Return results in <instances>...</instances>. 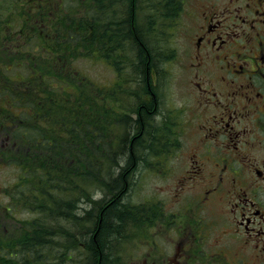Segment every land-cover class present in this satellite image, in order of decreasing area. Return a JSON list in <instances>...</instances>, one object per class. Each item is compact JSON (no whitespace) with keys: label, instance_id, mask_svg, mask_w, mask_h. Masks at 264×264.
Segmentation results:
<instances>
[{"label":"flooded vegetation","instance_id":"flooded-vegetation-1","mask_svg":"<svg viewBox=\"0 0 264 264\" xmlns=\"http://www.w3.org/2000/svg\"><path fill=\"white\" fill-rule=\"evenodd\" d=\"M160 3L162 15L177 14L168 30L173 52L165 57L186 73L184 100L176 110L168 102L169 115L155 119L161 143L151 157L156 170L163 167L166 197L128 202L133 234L123 243L136 242L133 264H264V0ZM148 48L152 80L140 86L146 93L137 94L130 114L140 117L135 136L150 112L158 117L160 104L158 54ZM165 70L171 74V66Z\"/></svg>","mask_w":264,"mask_h":264},{"label":"trees","instance_id":"trees-1","mask_svg":"<svg viewBox=\"0 0 264 264\" xmlns=\"http://www.w3.org/2000/svg\"><path fill=\"white\" fill-rule=\"evenodd\" d=\"M17 1L25 2V8L29 10L31 4L36 5L39 0ZM75 1L78 5L71 8L72 14H79L80 20L71 18L69 10H66L69 14L62 12L64 0H61L56 20L50 18L49 12H42L41 15L46 13L42 18L39 15L33 16L38 53H31V59L37 71L31 76L10 80V109L7 111L5 104L0 109V129L8 131L10 137V164L16 165L19 170L15 191L2 188L9 196V201L5 202L2 198L4 194H0V264H58V259L53 256L54 248L63 252L64 259L75 261L71 251L82 245L75 241L74 234L73 239L67 235L57 236L58 219L55 214H60V211H67L68 214H71L69 211H76L81 202L76 201V194L84 204L77 213L83 216L87 226V234L82 240L86 239L88 255L82 264H108L106 262L111 257L113 245L123 235L124 228H130L126 226L127 212L132 206L128 205L129 197L124 190L129 182L127 178L130 176V169L128 172L125 169L128 161L132 163L133 156H138L139 150L145 149V142L142 138H136L130 144H127L128 141L124 142L128 154L126 160L124 162V158H120L122 155L117 157L111 173L112 182L118 180L117 184L115 182L109 185L102 181L99 186L104 187L105 196L93 197L91 184H97L96 181L99 182L104 178V173L107 174V166L102 158L106 149L102 143L106 130L111 128L105 124L106 115L100 106L101 97L104 96L103 85L93 83L90 78L81 75L72 62L80 54L92 56L91 52L97 58L102 57V48L109 44L111 55L115 53L120 57L121 50L117 51L121 47L120 40L117 43L113 41L118 30L113 26L114 23L109 22L111 19L107 20L104 16L93 13L106 6L100 0ZM30 21V15L23 19L27 24ZM105 21L108 24L105 25ZM41 25L44 32H40ZM131 28L123 31V43L128 32H132ZM133 44L135 47L140 46L144 55L139 64L143 86L147 80H152V60L147 56L150 44L142 36ZM158 58L154 56L153 60L158 61ZM0 85V93H3L6 82L3 81ZM68 87L74 93H70L66 89ZM62 89L66 93L60 96ZM148 94V98L152 100L153 94ZM110 95L116 96L113 93ZM144 103L148 104L147 101ZM136 115L137 120L132 119V125L140 120L138 111ZM155 117L154 112H150L146 118L148 124L142 133L144 137L154 138L157 128ZM108 145L112 143L108 142ZM97 167L101 168V174L96 171ZM73 182L77 183L75 187ZM63 183L71 186L69 192H56ZM53 194L57 200L64 201L67 198L68 206L54 202ZM22 210L35 214L33 217L17 216Z\"/></svg>","mask_w":264,"mask_h":264},{"label":"rangeland","instance_id":"rangeland-1","mask_svg":"<svg viewBox=\"0 0 264 264\" xmlns=\"http://www.w3.org/2000/svg\"><path fill=\"white\" fill-rule=\"evenodd\" d=\"M160 1L161 0H130V2H127L125 0H100L101 4H105L106 6H104L100 10H95L93 12L104 16V18L107 20L111 19L112 21L109 22L114 23L113 26L118 30V35L114 37L113 41L117 43L118 40H120L119 44L121 47L117 48V51L121 50L122 56V60L119 64L120 71L114 68V66L112 67L109 65L110 61L112 60L108 61L104 58H96V55L93 52L90 53L92 57L87 56L88 54H80L76 56L73 60L74 67L78 69L81 75L84 74L86 77L90 78L95 83L104 85L105 83L108 84L111 81H117L118 74L121 75V82L123 81V89L121 90L123 92L121 96L119 92L115 93L117 99L122 102V109L120 111L116 110V103L114 101H109L114 108L110 106H104L102 98L100 102V106L103 110L104 115L107 114L105 124L111 128V130H106V133L104 134L105 138H103L104 141L102 144H104L105 142L106 144H108V142H110L112 143V145H108L109 149L108 146L106 147L105 155L102 156L104 164L105 166H107V174L104 173V178H102V180H99V182L96 181L97 184H91V192L93 197L95 198L105 196L104 187L101 188V186H99L102 181H104L105 184L108 183L109 185L115 184V182L117 184L118 180H114L113 182L111 180V173L115 168L114 166L116 165L117 157L122 155L120 158H124L125 162L128 154L127 150L125 151L126 144L124 142L128 141L127 144H130L136 138L143 139V141L145 142L143 145L145 146V149L139 150L140 153L138 156H133V159L136 158L137 160L138 158V160L140 159V162H137L138 164H133L130 163L131 161H128L129 166H127V168L125 169L126 172H128L127 170L130 169V176L127 178L129 182L124 187V190H126L127 192L126 195L129 197L128 202H133L136 204L137 201L139 202L143 200L144 197H152L154 193L157 194L160 199H164L166 197V192L164 191L165 187H162L165 185L166 180L163 175L158 173L160 171V168L163 167L159 165L156 170L153 166L155 165L157 167V161L155 159L153 160V158L151 157V154L153 153L151 152V149L156 150L159 143H161L159 134L155 129V135L158 136V139L156 141L155 136L152 139L144 137V134L135 136L136 134H138V132L135 133V135L132 133V128L134 127V125H132V121L130 120V114L132 113V110L134 111V109H136L137 106V94L141 91L142 95L146 93L145 87H140L141 82L139 80V73L141 71L139 64H141L140 62L142 55L139 56L137 54L138 51H136V47L133 46V42L137 40V38L135 37V34L131 27L136 28V25L138 29V34L145 38L146 41H148V43L157 52L158 57H160L158 61L155 60L157 66L159 67L157 68L159 70L157 72V75L159 77V84L156 86L155 89L159 97L158 100L160 101L158 117L155 119H158V121H160L161 119L169 115L170 110L168 102H170V104L173 105L171 106L174 107V110H176V108H179L182 101L184 100L182 83L185 79L186 73L184 74V69L178 63L174 62L171 65L170 61L166 62L167 58L165 57V55L169 53V51L171 53L173 52L170 45L173 41V35L170 36L168 30L171 26V22L174 23L177 20V14L171 13L170 18L168 17V15H162L161 11L165 10L166 7L161 4ZM186 1L188 4L192 2V0ZM76 5H78V3L75 0H64V4H62L61 7L62 12L65 14H69L68 12H66V10H69V12L71 13L69 14L71 18H74L75 20H80L81 16L79 14H72L71 8ZM31 7L33 8V6ZM35 7H37V5ZM21 9L26 10V12L28 13L27 16L30 15L31 21L28 23V27L30 31H33V16H35L33 10L31 8L27 10V8H25V2L19 3V1L17 0H0V23L3 24L2 21L4 19L10 20L14 17V15L21 14ZM173 12H176V6ZM11 21L7 24L11 26V29H13L12 23L18 24L19 21L16 18H13ZM104 24L106 25L108 24V22L105 21ZM130 28L132 32H128V35H126L125 41L123 43V41H121L122 34H124L123 31H128ZM28 48H36L35 39L33 40L32 44L28 45ZM113 56V59L118 57V55L115 53H113ZM164 64L165 67H167L168 69H170L171 66L170 75L168 74L167 70H165ZM36 71L37 67L35 66L33 60L27 57L26 59H24V63L20 62L14 67H11L7 70V73L12 76L18 75V77H24L33 75L36 73ZM66 89L70 90V93H74V90H71V87H68ZM65 93L66 91L62 89L60 91V96ZM105 107L107 110L105 109ZM127 116H129L128 119L126 118ZM123 119H127L129 121H123ZM147 124L148 123L146 120L145 125L147 126ZM163 125L164 124H162L160 127L162 128ZM175 134L177 135V132ZM184 143H186V141H184ZM108 151H110V154H108ZM91 159L94 160V158ZM121 164H123V162ZM100 169L101 168L97 167L96 171H99L100 173ZM154 169L156 171H154ZM18 171L19 170L16 168V165L12 166L10 163L0 164V188L8 189L11 192L15 191L14 185L17 182L16 177ZM73 183H75L73 185L75 187L77 183ZM70 187V185L63 183V185H60L56 189V192H69ZM5 189L1 192V194H4L2 195V198L5 202H7L10 198L9 196H7V194H5ZM52 196L53 201L56 202L58 205L66 204V206H68V199L64 198L65 196H62V198L65 199L64 201L57 200L54 194ZM79 197L80 196L76 194V201L81 200V202H79L78 204L79 207H77L76 211H69L71 214H68L67 211H60L61 215L58 212L55 214L56 218L58 219L56 223V231L59 234H57V236L61 237L67 235L73 239L74 234L76 238L75 241L77 240L79 243H81L80 245H82L81 247H78L76 249L77 251H71L74 257L76 258L75 261L64 259L63 252L59 249L54 248V250H52L54 253L53 256H55V259H58V264H82V262L86 261L87 259L86 256L88 255V249L85 242L86 239L84 241L82 240V238H85V235L87 234V226L85 223L86 220L83 219V216L78 214L80 212V210L78 209L82 205H84L83 200L81 199V197ZM34 214L35 212L32 213L28 210H22L19 215L17 214V216L33 217ZM128 230L129 229L124 228L123 235L118 239L116 244L113 245L111 257L106 263L132 264L130 260H123L122 251L119 250V247L123 246V239L124 236H127Z\"/></svg>","mask_w":264,"mask_h":264},{"label":"bare ground","instance_id":"bare-ground-1","mask_svg":"<svg viewBox=\"0 0 264 264\" xmlns=\"http://www.w3.org/2000/svg\"><path fill=\"white\" fill-rule=\"evenodd\" d=\"M166 151V150H165ZM169 151V150H168ZM150 230V229H149Z\"/></svg>","mask_w":264,"mask_h":264}]
</instances>
